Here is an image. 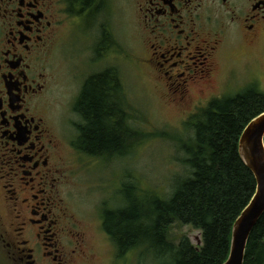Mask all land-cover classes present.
I'll list each match as a JSON object with an SVG mask.
<instances>
[{
  "label": "flooded vegetation",
  "instance_id": "af4514ba",
  "mask_svg": "<svg viewBox=\"0 0 264 264\" xmlns=\"http://www.w3.org/2000/svg\"><path fill=\"white\" fill-rule=\"evenodd\" d=\"M125 1L137 19V63L182 118L217 98L229 52L251 55L264 38V0ZM110 2L0 0V249L8 264H96V241H112L107 207L84 218L72 186L79 156L88 155L78 144L86 122L77 102L89 79L108 69L115 79L116 68L99 67L65 100L74 132L57 110L58 63L69 60L77 75L74 53L62 51L71 39L81 36L78 51L95 62L115 47Z\"/></svg>",
  "mask_w": 264,
  "mask_h": 264
},
{
  "label": "trees",
  "instance_id": "16d2710c",
  "mask_svg": "<svg viewBox=\"0 0 264 264\" xmlns=\"http://www.w3.org/2000/svg\"><path fill=\"white\" fill-rule=\"evenodd\" d=\"M109 69L87 81L77 102L86 122L78 144L100 158L122 155L134 131L127 127L117 70ZM264 112V92L248 87L235 95L214 98L191 117L195 137L184 145L185 162L191 175L176 184L169 198H153L147 207L128 195L125 204L105 209L104 228L115 243L118 255L140 248L159 264H223L230 252L232 228L252 199L257 182L239 154V139L256 116ZM175 222L202 232L201 247L188 237L179 244L169 240ZM244 264H264V214L251 233Z\"/></svg>",
  "mask_w": 264,
  "mask_h": 264
},
{
  "label": "rangeland",
  "instance_id": "374dc122",
  "mask_svg": "<svg viewBox=\"0 0 264 264\" xmlns=\"http://www.w3.org/2000/svg\"><path fill=\"white\" fill-rule=\"evenodd\" d=\"M109 7L110 23L115 36V47L109 52L110 56L106 55L101 61H93L92 52L78 51L82 37L76 35L62 49L64 56L66 53H74L76 77H71L69 60L58 63L63 87L57 110L62 126L68 118V113L64 112L65 100H75L89 74L99 67L112 66L116 68L121 83L119 93L126 112V125L134 131V136L129 137L126 144L128 148L122 155L109 158L87 154L85 157L79 156L72 199L75 209L84 218L99 213L101 206H124L123 191L126 185L136 187L135 190L128 189V195L137 197L145 207L153 198H169L176 184L180 185L183 178L190 176L192 171L185 162L187 154L183 149L195 137L190 124L191 118H182L176 109L168 106L163 100L161 87L152 83L149 72L138 65V27L133 7L125 0H111ZM248 54L250 53L227 54L224 70L212 88L214 95H235L248 87L264 92V38L253 49L252 54ZM84 62L87 65L80 68L78 63ZM71 116L79 118L77 115ZM66 128L74 132L67 123ZM168 235L169 240L176 245L185 236L196 247H201L202 244L201 230L189 224L175 222L169 227ZM96 248V264H159L151 255L143 253L144 248L132 249L121 256L113 241L106 244L96 241ZM0 264H8L1 249Z\"/></svg>",
  "mask_w": 264,
  "mask_h": 264
},
{
  "label": "water",
  "instance_id": "95a60500",
  "mask_svg": "<svg viewBox=\"0 0 264 264\" xmlns=\"http://www.w3.org/2000/svg\"><path fill=\"white\" fill-rule=\"evenodd\" d=\"M239 154L253 172L257 187L233 225L229 256L223 264H244L251 233L264 214V112L252 119L242 132Z\"/></svg>",
  "mask_w": 264,
  "mask_h": 264
}]
</instances>
